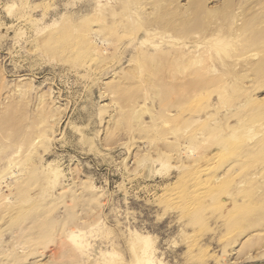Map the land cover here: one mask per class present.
Here are the masks:
<instances>
[{"label": "rangeland", "instance_id": "obj_1", "mask_svg": "<svg viewBox=\"0 0 264 264\" xmlns=\"http://www.w3.org/2000/svg\"><path fill=\"white\" fill-rule=\"evenodd\" d=\"M0 264H264V0H0Z\"/></svg>", "mask_w": 264, "mask_h": 264}]
</instances>
